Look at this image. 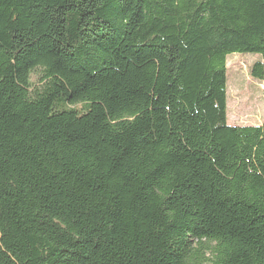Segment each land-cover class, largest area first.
Wrapping results in <instances>:
<instances>
[{
    "label": "trees",
    "instance_id": "1",
    "mask_svg": "<svg viewBox=\"0 0 264 264\" xmlns=\"http://www.w3.org/2000/svg\"><path fill=\"white\" fill-rule=\"evenodd\" d=\"M235 54L264 0H0V264H264Z\"/></svg>",
    "mask_w": 264,
    "mask_h": 264
},
{
    "label": "rangeland",
    "instance_id": "2",
    "mask_svg": "<svg viewBox=\"0 0 264 264\" xmlns=\"http://www.w3.org/2000/svg\"><path fill=\"white\" fill-rule=\"evenodd\" d=\"M257 59L238 54L227 58V121L231 126L264 124L261 85L249 76V68Z\"/></svg>",
    "mask_w": 264,
    "mask_h": 264
}]
</instances>
